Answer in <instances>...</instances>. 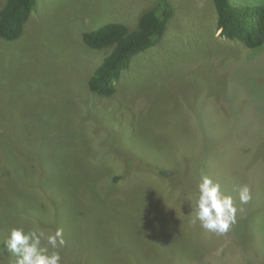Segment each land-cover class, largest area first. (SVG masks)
<instances>
[{"label": "rangeland", "instance_id": "1", "mask_svg": "<svg viewBox=\"0 0 264 264\" xmlns=\"http://www.w3.org/2000/svg\"><path fill=\"white\" fill-rule=\"evenodd\" d=\"M36 1L22 37L0 40L2 264L14 259L3 244L20 226L62 228L61 264H257L248 220L223 235L191 223L198 167L218 178L214 166L223 164L198 161L199 128L239 129L227 137L236 149L245 126L233 117L249 106L253 126L264 129V110L248 105L260 94L246 97L236 83H247L257 65L241 61L240 43L219 36L212 0H166L174 18L162 40L133 59L111 98L89 92L87 78L105 53L79 36L111 22L135 29L159 0ZM257 51L244 59H259ZM257 70L255 85L264 82ZM255 151L264 159V141Z\"/></svg>", "mask_w": 264, "mask_h": 264}, {"label": "trees", "instance_id": "2", "mask_svg": "<svg viewBox=\"0 0 264 264\" xmlns=\"http://www.w3.org/2000/svg\"><path fill=\"white\" fill-rule=\"evenodd\" d=\"M36 2V0H4L0 9L1 41L14 42L22 37L24 27L29 22ZM260 3L262 4H233L232 6L230 0H212L216 16L215 28L219 31V36L229 42L240 43L246 49L244 56L240 58L241 61L245 64L257 65L250 75L252 78L247 79V83H244V80L242 82V79L236 83L242 89L247 90L246 97H250L253 93L260 94L261 98L258 101H254L255 99L251 96L253 101H248V105L254 102L259 110L260 108L264 110L263 104L262 106L260 104L264 96V82L255 85L253 79L254 76L255 79H262L261 73L258 75L259 71H256L257 68L261 67L264 72V2ZM173 18L172 5L166 0H159L155 6L142 13L135 29L111 22L102 24L91 31H82L79 38L85 48L105 53L99 65L87 78L89 92L98 97H113L117 92V84L122 74L129 69L133 59L147 52L162 40ZM254 50L263 52L262 58L244 59ZM233 86H235L234 90H238L240 94L238 86ZM237 102L242 103V100ZM248 107L243 112L236 110L235 117H233L237 125L240 126L242 123L240 128L245 126L242 128L245 130L241 136L246 141L243 144L238 143L236 149L229 147L227 137L230 136L235 140L239 136V129L229 131L227 127L222 129L214 125L212 133H206L201 127L199 128L198 161L203 158L212 159L213 165L223 162L222 165L214 166V169L218 170V178H211L214 182L224 178L222 184L218 183L221 185V191L233 198L237 208L236 222L238 220L249 221L247 222L249 225L247 236L252 241L249 255L257 264H264V240L259 235V232H264V218L258 217L259 213L264 212V159L258 160L255 151L264 141V129H257L253 126L256 124L253 122V116H256L254 112L257 110H252V108L248 110ZM217 114L223 116L220 113ZM262 118L264 120V114ZM202 175L207 174L202 167H198V176ZM225 178H229L226 184ZM200 180L201 178L198 183ZM245 184L251 190V200L246 204H241L237 189ZM196 200L197 186L193 195L194 205H196Z\"/></svg>", "mask_w": 264, "mask_h": 264}, {"label": "clouds", "instance_id": "3", "mask_svg": "<svg viewBox=\"0 0 264 264\" xmlns=\"http://www.w3.org/2000/svg\"><path fill=\"white\" fill-rule=\"evenodd\" d=\"M237 192L241 204L251 200L248 185L239 186ZM236 212L232 196L225 195L218 182H214L207 175H202L197 185L196 211L191 223L195 224L198 221L205 231L223 235L235 224ZM42 241L46 244L42 245ZM65 244L62 228L46 234L43 230L26 231L20 226L10 230L3 245L14 257L10 264H61L60 250Z\"/></svg>", "mask_w": 264, "mask_h": 264}]
</instances>
